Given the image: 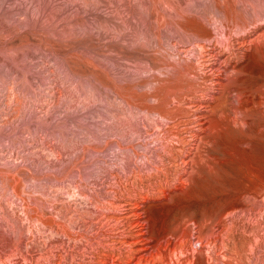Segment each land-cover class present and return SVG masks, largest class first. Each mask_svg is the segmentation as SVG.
<instances>
[{
  "label": "rangeland",
  "instance_id": "374dc122",
  "mask_svg": "<svg viewBox=\"0 0 264 264\" xmlns=\"http://www.w3.org/2000/svg\"><path fill=\"white\" fill-rule=\"evenodd\" d=\"M0 264H264V0H0Z\"/></svg>",
  "mask_w": 264,
  "mask_h": 264
}]
</instances>
